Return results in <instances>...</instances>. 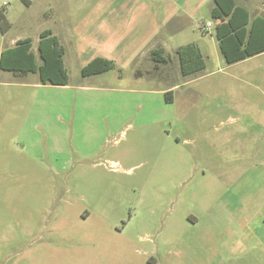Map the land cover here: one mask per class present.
<instances>
[{
	"label": "rangeland",
	"instance_id": "rangeland-1",
	"mask_svg": "<svg viewBox=\"0 0 264 264\" xmlns=\"http://www.w3.org/2000/svg\"><path fill=\"white\" fill-rule=\"evenodd\" d=\"M115 1L145 0H0V53L31 37L40 63L52 28L70 76L36 86L38 73L0 69V264H264V52L226 61L214 0H153L177 29L158 39L163 72L138 57L149 80L135 63L85 79L101 40L77 30L129 16L101 5ZM237 2L264 15V0ZM190 42L206 66L184 75Z\"/></svg>",
	"mask_w": 264,
	"mask_h": 264
},
{
	"label": "trees",
	"instance_id": "trees-1",
	"mask_svg": "<svg viewBox=\"0 0 264 264\" xmlns=\"http://www.w3.org/2000/svg\"><path fill=\"white\" fill-rule=\"evenodd\" d=\"M29 3V0H25ZM213 15L218 21L216 35L220 48L228 63L237 62L264 51V15L252 17L250 10L237 0H215ZM0 28L6 32L10 23L5 13L0 11ZM33 39H18L14 46L2 51L0 67L15 72H38L44 83L65 85L69 82V70L65 65V48L49 28L40 33L38 51L41 63L37 62L32 49ZM154 50L152 57L157 62L165 59L157 58ZM181 71L184 75L203 69L206 61L201 48L196 43H187L177 49ZM115 62L105 57H96L82 69L83 75H91L109 71ZM168 102L173 101V91L166 93Z\"/></svg>",
	"mask_w": 264,
	"mask_h": 264
},
{
	"label": "crops",
	"instance_id": "crops-1",
	"mask_svg": "<svg viewBox=\"0 0 264 264\" xmlns=\"http://www.w3.org/2000/svg\"><path fill=\"white\" fill-rule=\"evenodd\" d=\"M101 5L107 9L112 8V7L113 8H119V9H128V10H130V12H128L127 15H129V16L120 17V18H113V19L112 18H106L104 16H100V17H94V18H86V19H83V21H81L82 22V28L78 29L77 31L79 32L80 36L83 37L82 38L83 40H88L90 42L91 41L97 42V41L101 40V43H99V47L96 48L97 50L94 53L92 52V55H90V59H88L85 63L82 64L81 71H82L83 67L85 65H87L94 58L105 57V58L113 60L115 62V67L113 69H118V71H121V72L126 65H128L130 63H133V64L135 63L134 66H135L136 78L138 80H140V79L149 80L148 78L145 77V72H150L151 70L145 71V69L142 68V65H139L137 62H135L138 57H142V58L148 57V59L150 60L149 62L151 63V66L152 67L156 66V68L158 70H160V72H163L162 71L163 70L162 69L163 64L168 63L169 58H171V57L170 56L168 57L165 54V48L162 46V44L160 43V40H158V39L165 40V38H166L165 35H167V32H170V31L173 33L177 32L176 31L177 29H173L172 27H170L171 26V20H172L170 17V14L167 15L166 17L156 18V13L154 11L155 8L157 7L158 9L164 10L165 9L164 8L165 3H163L162 1L153 2V0H145L143 2H135V3L115 1L112 3H102ZM213 8H212V12H213ZM166 14L163 13L162 15L165 16ZM258 15H261V14H258ZM252 17H254V16H252ZM78 22H75L73 24L70 23V24L72 26H74ZM217 23H218V21H217ZM217 23H216V26H217ZM71 25H70V27H71ZM212 26H213V24H212ZM166 27H168V29H166ZM49 29H51L53 34L58 37V39L60 40V42L64 46L65 53H66V47L64 45L63 37L61 36V34L54 31L52 28H49ZM73 31L75 32L74 27H73ZM39 39H40V37H39ZM112 41L114 42V44H111ZM38 43H39V41H38ZM190 43H194V42H190ZM100 44H102V46H104V45L105 46L101 48ZM180 46H182V45H180ZM6 48H8V47L1 49L0 57H1L2 51ZM110 48H112V49L109 50ZM32 49H33V46H32ZM158 49H161L162 52L157 51V58L165 59V61L157 62L153 59L152 53L154 50H158ZM80 50L83 52L85 49L83 47H81ZM263 52H261V53H263ZM261 53H258V54H261ZM258 54H255V55H258ZM35 55H36V53H35ZM255 55H253V56H255ZM64 56H65V54H64ZM177 56H178V54H177ZM116 57H117V59H116ZM124 57H127L129 59H126L125 61H123ZM250 57H252V56H250ZM36 59H37V55H36ZM178 59H179V57H178ZM64 61H65V58H64ZM179 63H180V60H179ZM233 63H235V62H233ZM65 65H66V63H65ZM0 69L2 70L1 67H0ZM3 70H5V69H3ZM105 72H107V71H105ZM105 72L91 74V75H83V73H82V75L86 79V78H90V77H98L100 74H103ZM21 73H23V72H21ZM26 73H38V72H26ZM120 76L122 77V74H120ZM39 79L40 80L37 81L36 83H34V85L42 86V85H50L51 84V83H44L40 78V74H39ZM24 84L29 85L30 83H24ZM52 85H54V84H52ZM61 86L62 87L70 86V77H69L68 84L61 85ZM79 86H80V88H83V87L89 88V86H86V85H79ZM172 102H174V97H173Z\"/></svg>",
	"mask_w": 264,
	"mask_h": 264
},
{
	"label": "built area",
	"instance_id": "built-area-1",
	"mask_svg": "<svg viewBox=\"0 0 264 264\" xmlns=\"http://www.w3.org/2000/svg\"><path fill=\"white\" fill-rule=\"evenodd\" d=\"M212 26V23L211 22H208V23H203V24H201V28L203 29V30H209V28Z\"/></svg>",
	"mask_w": 264,
	"mask_h": 264
}]
</instances>
